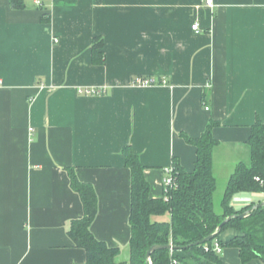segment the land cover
<instances>
[{"label": "crops", "instance_id": "crops-1", "mask_svg": "<svg viewBox=\"0 0 264 264\" xmlns=\"http://www.w3.org/2000/svg\"><path fill=\"white\" fill-rule=\"evenodd\" d=\"M205 2L54 0L40 8L20 0L16 9L0 0V264L87 262L68 234L84 217L71 172L96 191L92 234L128 264L125 147L146 168L154 199L175 161L195 168L197 148L184 135L198 138L212 122L218 182L250 163L251 129L264 122V0ZM95 38L104 41L103 65L93 62ZM263 202L262 192L239 193L231 205ZM220 259L264 264L242 263L232 247Z\"/></svg>", "mask_w": 264, "mask_h": 264}, {"label": "trees", "instance_id": "trees-1", "mask_svg": "<svg viewBox=\"0 0 264 264\" xmlns=\"http://www.w3.org/2000/svg\"><path fill=\"white\" fill-rule=\"evenodd\" d=\"M56 3L73 4L75 0H55ZM12 6L20 9V0H12ZM93 62L105 64L104 41L95 38L92 44ZM209 124L207 130L198 138L184 135L190 145L197 148V160L192 172L186 171L175 161V187L160 199L150 196V184L146 179V168L138 155L130 147L123 149L126 166L131 172V208L129 222L131 238L128 264H225L212 247L217 241L223 249L232 247L240 252L242 263L253 259L264 262V207L254 210L246 218H233L217 233L218 227L227 218L249 211L250 206L235 210L232 199L239 193H264V122L257 120L251 129L248 141L250 163H239L230 176L220 211H216L215 194L218 180L214 174V149L219 142L212 136ZM71 187L81 197L84 217L74 221L69 237L77 247L87 253L85 264H126L120 262V249L111 248L99 241L91 232V226L98 212V197L91 184L81 182L74 172L70 173ZM259 179V180H258ZM170 215L169 220L159 218ZM237 235L228 242L220 239L227 230ZM217 233V234H216ZM216 234L215 238L204 244L189 247ZM155 245H172L182 250L160 249L147 258L148 250ZM210 250L207 251L206 249Z\"/></svg>", "mask_w": 264, "mask_h": 264}, {"label": "built area", "instance_id": "built-area-1", "mask_svg": "<svg viewBox=\"0 0 264 264\" xmlns=\"http://www.w3.org/2000/svg\"><path fill=\"white\" fill-rule=\"evenodd\" d=\"M47 2H54V0H34L35 5L40 8H43ZM205 4L209 7H214L213 0H206ZM192 30L197 33H200L202 31L199 23H194L192 26ZM136 83L140 86H151V85L156 84L153 78H138L136 80ZM162 83L165 84L166 81L163 80ZM175 171L176 170L173 165L170 168H167L165 170L166 176L164 178V193L166 195V200L168 199V196H167L168 193L175 187V177H174ZM212 249L214 252H216L219 255L223 251V248L217 241L214 243ZM206 250L209 251L210 249L207 248ZM173 264H178V263L177 261H174Z\"/></svg>", "mask_w": 264, "mask_h": 264}, {"label": "water", "instance_id": "water-1", "mask_svg": "<svg viewBox=\"0 0 264 264\" xmlns=\"http://www.w3.org/2000/svg\"><path fill=\"white\" fill-rule=\"evenodd\" d=\"M262 207H264V202L263 203H260V204H256V205H254V207H252L249 211H247V212H245L244 214H241V215H236V216H231V217H229V218H227L224 222H222V224L218 227V231H217V233H219L221 230H222V228L229 222V221H231L233 218H241V219H243V218H246V217H248L254 210H256V209H258V208H262ZM216 233V234H217ZM216 234H214V235H211V236H209V237H207V238H205L204 240H202V241H200V242H197V243H195V244H192L191 246H189V247H193V246H196V245H200V244H204V243H206V242H208V241H211L212 239H214L215 238V236H216ZM160 249H169V250H182V249H185V248H177V247H174V246H172V245H155V246H152L149 250H148V252H147V258L148 259H150V257H151V255H152V253L153 252H155V251H157V250H160Z\"/></svg>", "mask_w": 264, "mask_h": 264}, {"label": "rangeland", "instance_id": "rangeland-1", "mask_svg": "<svg viewBox=\"0 0 264 264\" xmlns=\"http://www.w3.org/2000/svg\"><path fill=\"white\" fill-rule=\"evenodd\" d=\"M226 188V181H224V177L218 182V189L215 194V206H216V211H220V202L223 197L224 191Z\"/></svg>", "mask_w": 264, "mask_h": 264}]
</instances>
